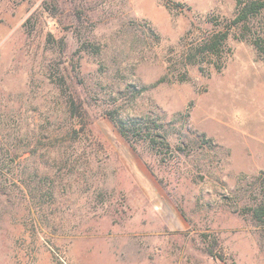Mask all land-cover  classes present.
I'll use <instances>...</instances> for the list:
<instances>
[{
  "label": "rangeland",
  "instance_id": "rangeland-1",
  "mask_svg": "<svg viewBox=\"0 0 264 264\" xmlns=\"http://www.w3.org/2000/svg\"><path fill=\"white\" fill-rule=\"evenodd\" d=\"M234 11L0 0V264H264V222L243 210L264 172V55L244 30L264 37V12L220 70L150 86L180 75L170 55L192 21ZM145 113L167 130L157 150L109 118Z\"/></svg>",
  "mask_w": 264,
  "mask_h": 264
},
{
  "label": "trees",
  "instance_id": "trees-1",
  "mask_svg": "<svg viewBox=\"0 0 264 264\" xmlns=\"http://www.w3.org/2000/svg\"><path fill=\"white\" fill-rule=\"evenodd\" d=\"M168 8H171L169 3H165ZM175 6L189 9L182 2H177ZM264 12V0H235V11L231 18L220 17L218 15L209 16L207 22L211 24L209 29H202L195 21H192L186 32L180 37L178 45L173 48L170 55L172 63H182L180 75H163L150 86H155L161 82L172 80L184 81L187 78L186 67L188 65H198L200 70H204L203 64L207 59L212 64L215 70H220L223 66V61L229 54V49L226 47V40L230 35H233L234 29L245 27L252 19L261 15ZM248 30L250 40L258 55H264V37L257 31ZM242 31L238 38L246 39L247 34ZM60 84L66 93L67 88L65 82L60 78ZM144 86L138 91L144 90ZM70 106L77 108L74 97L67 93ZM187 114V113H186ZM118 132L128 140H142L148 143L152 149L167 144V130L164 125L157 121L149 113L125 117H117L109 115ZM200 136L204 137V134ZM210 142V139H207ZM167 146V145H166ZM255 179L259 183L260 199L253 204L243 206V210L250 213L251 217L257 222H264V172L261 171ZM209 255L221 258L212 248H208Z\"/></svg>",
  "mask_w": 264,
  "mask_h": 264
}]
</instances>
